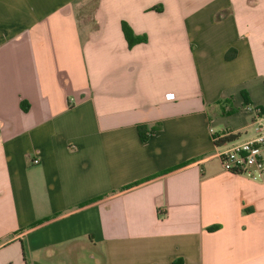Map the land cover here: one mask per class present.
<instances>
[{
  "label": "crops",
  "instance_id": "crops-1",
  "mask_svg": "<svg viewBox=\"0 0 264 264\" xmlns=\"http://www.w3.org/2000/svg\"><path fill=\"white\" fill-rule=\"evenodd\" d=\"M92 1L0 0V264H264V0Z\"/></svg>",
  "mask_w": 264,
  "mask_h": 264
},
{
  "label": "built area",
  "instance_id": "built-area-1",
  "mask_svg": "<svg viewBox=\"0 0 264 264\" xmlns=\"http://www.w3.org/2000/svg\"><path fill=\"white\" fill-rule=\"evenodd\" d=\"M167 98L172 99L173 95L168 94ZM246 110L252 113L253 137L217 146L215 143L229 134L212 133V142L216 147L215 156L219 159L222 169L228 173L251 179H264V109H252L248 106ZM38 163V160L33 161V164Z\"/></svg>",
  "mask_w": 264,
  "mask_h": 264
},
{
  "label": "trees",
  "instance_id": "trees-1",
  "mask_svg": "<svg viewBox=\"0 0 264 264\" xmlns=\"http://www.w3.org/2000/svg\"><path fill=\"white\" fill-rule=\"evenodd\" d=\"M96 6H97V0L92 1L87 6H85L84 8L81 9L80 14H82L83 16L90 15L91 12L95 9ZM122 32H123V35H124L128 45H129V47H132L135 44L146 42V37H136V36H134V34L132 33L131 29L126 24H122ZM21 107H22V109L24 111L27 110L26 109V105L24 103L21 104ZM149 135H150V133H149ZM237 138H238V136L229 134L228 136H226V137L220 139L219 141H217L215 143V145L218 146V145H221L223 143L236 140ZM145 139H146L145 137H142V140H145ZM216 228H218V227H211V228L208 229V231H213ZM174 264H180V262L178 261V262H175Z\"/></svg>",
  "mask_w": 264,
  "mask_h": 264
}]
</instances>
